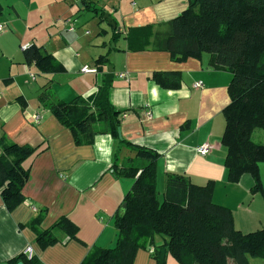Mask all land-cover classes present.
I'll return each mask as SVG.
<instances>
[{"label": "crops", "instance_id": "obj_1", "mask_svg": "<svg viewBox=\"0 0 264 264\" xmlns=\"http://www.w3.org/2000/svg\"><path fill=\"white\" fill-rule=\"evenodd\" d=\"M7 1L12 2L8 6L15 16L11 25L22 24L18 29L21 47L42 46L64 70L44 75L25 62L24 51L0 46V141L7 138L19 145L40 146L39 153L25 161L30 168L23 187L25 201L9 211L0 195V264L29 247L42 264H81L93 246L113 247L118 237L115 215L134 182L117 177L112 165L128 164L135 151L117 144L109 134L77 145L72 131L42 106L39 95L49 81L56 97L69 102L77 96L92 100L108 77L110 102L125 111L122 138L159 154L157 186L158 182L164 185L157 190L161 195L167 174L186 175L199 185L212 179L213 200L232 210L237 229L264 228V196L252 192L253 178L244 174L237 183L227 180V152L221 142L231 73L214 69L208 53L176 61L168 51H134L125 39L131 28L178 16L188 0H89L102 7L116 27L104 19L105 14L101 17L86 8L83 0ZM2 2L0 22L5 12ZM68 19L75 23L74 30ZM84 66L96 72H84ZM156 71L179 72V86L162 88L152 78ZM30 73L37 74L31 78ZM198 81L201 86H196ZM33 115H40V121L35 122ZM257 142L264 143V137ZM203 143L209 145L205 155L197 150ZM258 167L264 189V161ZM62 216L78 227L76 237L42 248L32 222L45 230ZM57 234L65 237L60 231ZM155 243L160 245L163 238L156 236ZM148 247L136 252L133 264H157L150 251L154 246ZM258 260L264 259L251 258L250 263L264 264ZM167 264L179 263L168 256Z\"/></svg>", "mask_w": 264, "mask_h": 264}, {"label": "trees", "instance_id": "obj_2", "mask_svg": "<svg viewBox=\"0 0 264 264\" xmlns=\"http://www.w3.org/2000/svg\"><path fill=\"white\" fill-rule=\"evenodd\" d=\"M83 3L101 17L105 14L92 1ZM126 38L134 51H168L176 61L208 53L214 69L231 73L221 142L227 152V180L237 183L249 174L254 181L252 192L264 196L258 167L264 161V143L253 139L256 130L264 131V0H188L178 16L131 28ZM23 51L25 62L34 64L42 74L64 70L63 64L42 46L29 44ZM152 78L166 89L180 84V73L176 71H156ZM110 88L105 77L92 100L77 96L66 102L56 97L49 81L39 95L42 106L72 131L77 145L91 144L96 135L109 134L117 144L136 153L128 158V164L112 165L117 177L134 179L124 197L125 213L118 211L115 215L116 244L93 246L81 264H133L136 252L150 245L154 246L157 264H167L168 256L179 264H251V258L264 259V228L248 232L237 229L232 210L213 200L214 180L199 185L186 175L167 174L160 198L156 166L159 154L119 137L125 111L111 104ZM0 145V195L5 207L13 211L25 201L23 187L30 176L25 161L39 153L40 146L19 145L7 138ZM32 224L42 248L67 242L78 232L66 216L45 230L38 229L36 221ZM58 231L65 237H59ZM156 236L162 237L163 243L156 245ZM20 262L42 264L35 255L25 252L6 264Z\"/></svg>", "mask_w": 264, "mask_h": 264}, {"label": "rangeland", "instance_id": "obj_3", "mask_svg": "<svg viewBox=\"0 0 264 264\" xmlns=\"http://www.w3.org/2000/svg\"><path fill=\"white\" fill-rule=\"evenodd\" d=\"M2 3L4 4V8H5L4 9V11H5L4 12V19H2L3 24L5 26V32L0 33V46H3V48H5V50H6V48H8V50L18 49L20 51H23V48L21 47V44H20L21 41L23 40V38L21 37L20 33L18 32V29H21L22 24L20 22H16L15 25H13V26L11 25V21L13 19H15V16L12 13V8H9L8 5H10L12 2L7 1L5 3V0H3ZM9 13H11V16H9ZM89 13H91V12H89ZM82 16H84V15H82ZM106 21L109 22L108 20H106ZM89 30H91L90 27H89ZM125 39H127L126 36H125ZM35 74H37V73H35ZM30 75H31V73H30ZM40 78H42V74H41ZM39 81H41V80H39ZM257 131H258L257 134H254V136H253V139L256 142L259 140H262L264 137V131L263 130H257ZM158 184H160V185H158L157 188L159 189V191H161L162 190L161 188L164 185V182L163 183L158 182ZM160 198H162L161 193H160ZM258 261L264 262V260H258Z\"/></svg>", "mask_w": 264, "mask_h": 264}, {"label": "built area", "instance_id": "obj_4", "mask_svg": "<svg viewBox=\"0 0 264 264\" xmlns=\"http://www.w3.org/2000/svg\"><path fill=\"white\" fill-rule=\"evenodd\" d=\"M66 22L68 23L70 30H74L75 29V23L71 19L66 20ZM4 30H5V26H4L3 22H0V33L3 32ZM27 46L28 45H23L22 48L24 49ZM81 70L84 71V72H96L95 69L89 68L87 66L82 67ZM31 76H32V78H35V74L34 73H32ZM120 76H124V75L122 74ZM201 85H202V82L201 81H198L196 83V86H201ZM40 118H41L40 115H33V119H34L35 122H39L40 121ZM208 149H209V145L207 143H203L202 145H200L198 147L197 150H198V152L200 154L205 155L207 153ZM150 251L153 252L154 249L150 248ZM24 252L28 256H31L32 255V249L30 247L27 248Z\"/></svg>", "mask_w": 264, "mask_h": 264}, {"label": "water", "instance_id": "obj_5", "mask_svg": "<svg viewBox=\"0 0 264 264\" xmlns=\"http://www.w3.org/2000/svg\"><path fill=\"white\" fill-rule=\"evenodd\" d=\"M104 19H107L109 22L112 23L113 27H116V24L114 23L112 17H110V15L108 13H105L104 15ZM118 133H119V137L122 139V134H121V129L119 127L118 129ZM126 207H127V203L123 202L121 207H120V214L123 215L126 211ZM19 264H22L21 262Z\"/></svg>", "mask_w": 264, "mask_h": 264}]
</instances>
